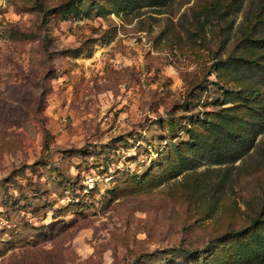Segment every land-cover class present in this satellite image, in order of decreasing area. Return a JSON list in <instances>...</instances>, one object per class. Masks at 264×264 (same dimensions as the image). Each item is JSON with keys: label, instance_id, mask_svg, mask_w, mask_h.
I'll use <instances>...</instances> for the list:
<instances>
[{"label": "rangeland", "instance_id": "obj_1", "mask_svg": "<svg viewBox=\"0 0 264 264\" xmlns=\"http://www.w3.org/2000/svg\"><path fill=\"white\" fill-rule=\"evenodd\" d=\"M71 1L0 7V264H255L218 238L264 218L258 0Z\"/></svg>", "mask_w": 264, "mask_h": 264}, {"label": "trees", "instance_id": "obj_2", "mask_svg": "<svg viewBox=\"0 0 264 264\" xmlns=\"http://www.w3.org/2000/svg\"><path fill=\"white\" fill-rule=\"evenodd\" d=\"M143 1L147 6L152 7H160L164 6L166 3H168L170 0H130V8L135 10L142 6ZM77 0H72L68 4L65 3L61 5V7H65V10L68 9H78V6L76 5ZM79 2H83V0H79ZM259 5V13L255 15V22L249 27V31L246 34V37L250 42H252V45L262 47L264 48V0H258ZM236 6V8H239L240 5H234L233 8ZM232 4L227 3L220 5L219 8L215 10V14H217L218 18H224L225 15L230 13V11L233 9ZM49 10V9H48ZM226 40V39H225ZM225 44V41L223 40L222 45ZM253 46V47H254ZM264 50V49H262ZM234 60L237 58H233ZM243 60L242 66L245 71V79H252L256 81L258 84L264 85V52L252 59H248L245 57L240 58ZM233 61H223V64H225L227 67H230L233 63ZM263 111L262 113H255L257 117V121L254 122L252 130L257 134H260L264 132V105H262ZM231 152L227 150L226 144L222 141L221 137L215 138L214 142L212 143V147L209 150L208 154L206 155L208 159L211 160L213 164H222L224 161H226L230 157ZM88 187L87 185H85ZM264 225V218H261V215H258L257 218L253 220L250 227L241 229L238 231H229L222 237L218 238V240H225V239H235L240 241L238 244V253H235L238 257V262L240 263H246V262H252L255 260V264H264V235L260 234L262 233L261 228ZM264 228V226H263ZM258 234L259 236L254 239L253 241V235ZM252 237V238H251ZM261 244V245H260ZM216 246V245H215ZM183 253L187 256L189 255H198L202 256L205 252L199 251V250H189L186 247H175L173 249H170V251H156L153 253L156 257L158 256H164L169 253ZM214 251L208 250L207 256L211 255L213 256ZM263 255V256H262ZM168 256V255H166ZM259 256V257H258ZM258 257V259H257ZM154 258V257H153Z\"/></svg>", "mask_w": 264, "mask_h": 264}, {"label": "built area", "instance_id": "obj_3", "mask_svg": "<svg viewBox=\"0 0 264 264\" xmlns=\"http://www.w3.org/2000/svg\"><path fill=\"white\" fill-rule=\"evenodd\" d=\"M4 5H5V0H0V7H4ZM99 180H100V174L93 173L92 175L86 177L85 183L88 187L92 188V186L96 185Z\"/></svg>", "mask_w": 264, "mask_h": 264}]
</instances>
